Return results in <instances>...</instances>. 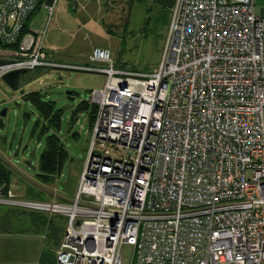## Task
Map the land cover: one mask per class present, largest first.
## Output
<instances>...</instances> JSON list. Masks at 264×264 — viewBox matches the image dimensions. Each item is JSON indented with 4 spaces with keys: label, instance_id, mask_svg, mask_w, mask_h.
Segmentation results:
<instances>
[{
    "label": "built area",
    "instance_id": "obj_1",
    "mask_svg": "<svg viewBox=\"0 0 264 264\" xmlns=\"http://www.w3.org/2000/svg\"><path fill=\"white\" fill-rule=\"evenodd\" d=\"M59 2L0 0V82L20 70L104 76L90 94L78 187L68 204L0 188V206L64 219L55 264H125V246L127 264H264V13L254 0H175L146 75L116 69L109 49L92 50V67L49 62L47 27L22 33L38 8L49 23Z\"/></svg>",
    "mask_w": 264,
    "mask_h": 264
},
{
    "label": "rangeland",
    "instance_id": "obj_2",
    "mask_svg": "<svg viewBox=\"0 0 264 264\" xmlns=\"http://www.w3.org/2000/svg\"><path fill=\"white\" fill-rule=\"evenodd\" d=\"M70 2L76 3V11H71ZM171 5L172 0H60L49 23L48 11L40 8L29 19L28 29L41 32L47 27L44 51L53 64L92 67V50L105 46L116 69L121 64L122 71L146 75L160 64ZM254 10L258 16L264 13V0H254ZM21 83L13 92L0 82V112L7 111L0 132V160L11 173L9 190L17 201L68 204L76 193L90 144L91 107L78 109L89 104L92 92L103 88L105 78L83 70L49 69L37 71L31 81ZM33 92L44 94L54 105L60 120L58 137L69 154L59 177L50 185L37 182L39 160L50 133L41 135L35 128L37 114L24 99ZM70 92L79 98L70 102L66 97ZM122 154L125 156V151ZM111 156L120 158L112 149ZM29 191L32 197L27 196ZM55 217L0 206V264L54 263L65 226ZM131 253L130 247L122 248L125 264Z\"/></svg>",
    "mask_w": 264,
    "mask_h": 264
},
{
    "label": "trees",
    "instance_id": "obj_3",
    "mask_svg": "<svg viewBox=\"0 0 264 264\" xmlns=\"http://www.w3.org/2000/svg\"><path fill=\"white\" fill-rule=\"evenodd\" d=\"M174 1L175 0H172V5L170 6V10L174 4ZM34 13L30 16V18L34 15ZM28 21L24 27L22 35L29 33ZM108 34L111 35V31H108ZM120 66H121L120 68L122 69L123 65L120 64ZM24 99L32 106V108L37 114L38 121L35 128L40 129L41 135L50 133V136L46 141L45 150L39 160V174L37 176V182L39 184L50 185L54 183L57 177H59L63 167L65 166L66 162L69 159V154L67 152L65 142L64 140L58 137L59 123H60L59 114L55 113L54 105L52 103L47 102L46 96L42 93L33 92L24 96ZM89 107H91V112L88 117L90 122V130H91L95 119L96 108L89 104L86 105L83 104L78 109V112L87 111ZM27 116H28L27 114H24V117ZM73 119L74 117L71 120L72 122ZM10 176H11L10 171L6 168L2 160H0V188H3L4 194H6L9 191ZM31 193L32 191H29L27 196L30 197L32 195ZM31 215H33V213H31ZM55 218L64 221V219L61 217H55ZM51 261L52 262H49L50 264H55V255H54V263L53 260Z\"/></svg>",
    "mask_w": 264,
    "mask_h": 264
},
{
    "label": "water",
    "instance_id": "obj_4",
    "mask_svg": "<svg viewBox=\"0 0 264 264\" xmlns=\"http://www.w3.org/2000/svg\"><path fill=\"white\" fill-rule=\"evenodd\" d=\"M51 2L48 1L47 5L50 6ZM76 3L73 2L71 5V11H76ZM7 64V62L4 61H0V66H5ZM34 78V74L33 72H31L30 70H20V71H15V72H11L7 75H5L3 77V83H5L7 85V87L9 89H11V91L13 92H17L18 89L21 86V82L22 80H25L26 82L31 81ZM67 99L70 102H74L76 99L79 98V95L75 94V93H67L66 94ZM7 115V111L5 109H3L0 112V132H2L5 128V122L4 119L6 118Z\"/></svg>",
    "mask_w": 264,
    "mask_h": 264
},
{
    "label": "crops",
    "instance_id": "obj_5",
    "mask_svg": "<svg viewBox=\"0 0 264 264\" xmlns=\"http://www.w3.org/2000/svg\"><path fill=\"white\" fill-rule=\"evenodd\" d=\"M70 3H72V2H70ZM69 3V4H70ZM71 5V4H70ZM96 48H99V49H108V47H105V46H103V47H95L94 49H96ZM39 71H44V70H39Z\"/></svg>",
    "mask_w": 264,
    "mask_h": 264
},
{
    "label": "flooded vegetation",
    "instance_id": "obj_6",
    "mask_svg": "<svg viewBox=\"0 0 264 264\" xmlns=\"http://www.w3.org/2000/svg\"><path fill=\"white\" fill-rule=\"evenodd\" d=\"M71 5H72V3H71ZM71 5H70V6H71Z\"/></svg>",
    "mask_w": 264,
    "mask_h": 264
}]
</instances>
